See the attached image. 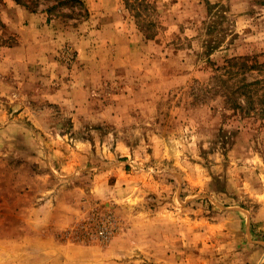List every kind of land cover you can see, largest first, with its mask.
Masks as SVG:
<instances>
[{
	"label": "rangeland",
	"instance_id": "obj_1",
	"mask_svg": "<svg viewBox=\"0 0 264 264\" xmlns=\"http://www.w3.org/2000/svg\"><path fill=\"white\" fill-rule=\"evenodd\" d=\"M83 2L0 1V264H264V121L212 79L264 62V0H149L153 39Z\"/></svg>",
	"mask_w": 264,
	"mask_h": 264
},
{
	"label": "trees",
	"instance_id": "obj_2",
	"mask_svg": "<svg viewBox=\"0 0 264 264\" xmlns=\"http://www.w3.org/2000/svg\"><path fill=\"white\" fill-rule=\"evenodd\" d=\"M3 1V0H0ZM19 6L25 7L33 13H38L41 6H46L43 10L50 18L53 15L69 16L64 12L60 13L63 6L71 8H84V19L89 18V11L83 0H13ZM125 7L133 13L137 19V25L148 39H153L154 34L148 33L152 25L151 18L156 12V8L149 0H123ZM75 10H72L70 17H76ZM49 18V19H50ZM7 31L6 25L0 14V34ZM151 31V30H150ZM257 72L259 76L253 80L250 76ZM264 62L259 57L241 56L226 59L222 65L216 66L212 79L214 88L225 99V104L229 110L233 111V116L240 115L243 119L264 121Z\"/></svg>",
	"mask_w": 264,
	"mask_h": 264
},
{
	"label": "crops",
	"instance_id": "obj_3",
	"mask_svg": "<svg viewBox=\"0 0 264 264\" xmlns=\"http://www.w3.org/2000/svg\"><path fill=\"white\" fill-rule=\"evenodd\" d=\"M67 83H68L67 87L64 86L57 90V92L54 95V99L58 98V99H65V101L66 100L69 101V99H66V98H69V83H72V81H68Z\"/></svg>",
	"mask_w": 264,
	"mask_h": 264
},
{
	"label": "built area",
	"instance_id": "obj_4",
	"mask_svg": "<svg viewBox=\"0 0 264 264\" xmlns=\"http://www.w3.org/2000/svg\"><path fill=\"white\" fill-rule=\"evenodd\" d=\"M109 234V230L107 228H102L97 232L98 238H106Z\"/></svg>",
	"mask_w": 264,
	"mask_h": 264
}]
</instances>
